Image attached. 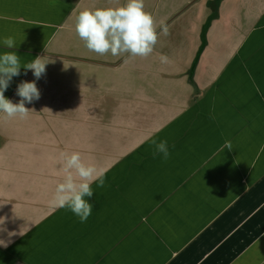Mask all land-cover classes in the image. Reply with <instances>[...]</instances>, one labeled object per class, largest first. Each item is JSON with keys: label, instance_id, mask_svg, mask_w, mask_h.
Wrapping results in <instances>:
<instances>
[{"label": "crops", "instance_id": "crops-1", "mask_svg": "<svg viewBox=\"0 0 264 264\" xmlns=\"http://www.w3.org/2000/svg\"><path fill=\"white\" fill-rule=\"evenodd\" d=\"M80 1L0 0V41L16 42L12 49L0 43V50L15 52L22 65L37 56L68 62L52 48L58 34L75 31L69 20ZM105 2L120 7L126 0ZM143 4L157 30L153 52L93 61L104 77L98 85L89 80V91L106 87L107 95L120 96L111 110L119 104L127 120L138 114L115 159L73 148L105 170V185L92 184L86 222L49 204L63 179L61 154L70 150L62 140L75 127L63 124L67 136L57 128L38 139L6 136L0 264H264V0ZM123 66L119 83L106 86ZM130 80L136 92H125ZM75 122L93 131L89 121ZM153 139L167 141V161L153 156ZM226 141L232 149L221 151Z\"/></svg>", "mask_w": 264, "mask_h": 264}, {"label": "rangeland", "instance_id": "rangeland-1", "mask_svg": "<svg viewBox=\"0 0 264 264\" xmlns=\"http://www.w3.org/2000/svg\"><path fill=\"white\" fill-rule=\"evenodd\" d=\"M105 1L81 0L78 2L69 20L70 26L75 27L76 18L80 11L108 7ZM76 2L74 1V3ZM53 47L55 48L52 49L59 53L68 54V62H63L62 59L51 56L41 57L43 62L49 63L46 66V73L36 81L41 92L40 99L26 104L29 113H33L32 115L29 114L26 119H19L18 117L9 119L0 115V123L6 127L5 136H0V145L4 144L0 148L7 147L5 144L7 141L6 136L17 139V133L19 132L26 133L33 139H38L47 135L48 132H53V128H57L61 130L63 136H67L62 127L65 124L75 127L72 136L62 140L63 145H65L63 147H70L69 155L72 151H75L73 150L75 145H79L90 151L96 150L101 154L102 159H115L122 151V144L130 136L125 129L137 122L138 111L136 110L131 116L129 115L127 120L126 117L121 116L124 111L119 104L116 105V110L110 109L114 106L113 102L119 100L120 96L107 95L106 87L102 88L101 92L89 91V80L96 85L103 83L104 68L100 65H94L93 61L94 59L103 58L104 55L101 56L89 51L85 47L84 41L78 37L75 31H63L58 34ZM9 51L12 52V50H0V54ZM29 60L30 58L26 59V61ZM127 66L129 67V64ZM22 70H24L23 67ZM123 70H125L124 66L116 74L109 75L105 80L106 86L115 87L119 83L116 76L123 73ZM16 77L5 91V96L13 102H19L20 100V97L16 95V89L13 92V88H17L18 84L23 81L18 79V76ZM34 79L32 71L25 78L28 81ZM131 83H133V86H129L125 92L137 91L134 87L135 82L130 80L129 84ZM14 93L15 96L13 97ZM126 97L129 102L136 103L130 95H126ZM34 115L38 116L39 119H30ZM75 121H89L93 131L87 130L82 125L79 126ZM82 130H86L87 135ZM74 138H77L79 142L75 143ZM31 153L33 155L31 158H34L36 147L31 148Z\"/></svg>", "mask_w": 264, "mask_h": 264}, {"label": "clouds", "instance_id": "clouds-1", "mask_svg": "<svg viewBox=\"0 0 264 264\" xmlns=\"http://www.w3.org/2000/svg\"><path fill=\"white\" fill-rule=\"evenodd\" d=\"M161 31L164 35L168 33L167 27L163 25ZM75 32L89 51L101 56L110 53L112 56L123 57L129 54L133 57H146L153 52L158 40L153 17L144 11L143 0H126L120 7L84 9L76 18ZM0 43L8 49L16 47V42L11 36L4 37ZM160 59L164 63L168 61L163 55ZM48 63L43 62L41 56H37L22 65L15 52L0 54V115L9 119L28 117L29 108L26 104L40 99L41 92L36 81L46 73ZM22 67L25 74L31 70L35 79L23 80L18 84L16 95L20 100L13 102L5 96V91L13 78L21 74ZM151 143L154 157L160 155L164 161L170 158L166 140L153 139ZM225 148L232 149L230 141L225 142L221 151ZM60 163L63 179L56 185L49 204L56 209L66 208L78 217L81 223L86 222L93 209V204L89 202L94 195L92 184L95 183L97 187L105 185V170L85 163L79 152H72L70 155L62 153ZM0 245L6 247L7 243L0 239Z\"/></svg>", "mask_w": 264, "mask_h": 264}]
</instances>
